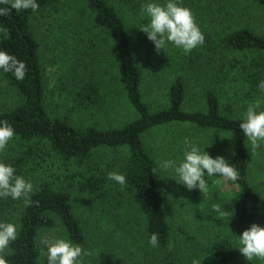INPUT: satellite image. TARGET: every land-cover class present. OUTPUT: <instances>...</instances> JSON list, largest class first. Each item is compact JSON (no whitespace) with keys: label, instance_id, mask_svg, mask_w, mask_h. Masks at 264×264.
<instances>
[{"label":"trees","instance_id":"trees-1","mask_svg":"<svg viewBox=\"0 0 264 264\" xmlns=\"http://www.w3.org/2000/svg\"><path fill=\"white\" fill-rule=\"evenodd\" d=\"M126 1L131 5L140 41L171 64L180 65L167 66L174 68L177 75L167 86L165 102L159 109L152 110L144 100L143 72L136 62L130 32L107 0H38L37 12L13 9L0 16V29H6L0 30V49L15 55L27 67L23 80L0 72L19 95L14 107L0 110V120L13 126V139L20 145L17 153L1 159L32 180L35 191L28 207L22 200H0V220L12 217L20 223L18 238L6 253L9 264H47V256L43 257L38 247V235L41 230L53 229L57 222L69 238L85 243L74 196L81 194L91 202L112 206L110 193L115 183L107 175L113 171L114 159L108 157L106 163H95L93 155L96 151L113 154L116 150L126 152L119 170L126 176V189L143 216L146 239L152 233L159 237L155 248L159 257L152 264H178L169 250L171 228L157 168L144 142L149 131L171 125L232 134V154L227 160L240 170V179L217 185L216 177H206L207 194L188 189L192 204L186 226L189 235L200 238L205 230L212 234L206 239L204 263L238 264L241 254L235 248L236 235L257 224L261 200L250 188L248 142L239 123L248 102L264 99V92L257 87L258 81L264 80V35L250 28L246 19L237 20L235 14H230L221 3L224 0H182L192 9L205 43L188 55L172 46L157 51L140 30L146 23L140 13L144 0ZM231 1L250 4L264 14V0ZM38 16L48 22L47 28L53 33L62 82L60 92L69 103L66 115L59 118L52 117L46 106L40 46L32 29V21ZM201 59L208 64H197ZM74 68L84 72L80 80ZM191 74L206 83L203 107L195 110L185 109V78ZM113 88L136 112L134 120L121 128L72 123L74 113L105 111ZM213 205H219L225 214L215 211ZM96 264L119 262L114 254L100 251Z\"/></svg>","mask_w":264,"mask_h":264},{"label":"rangeland","instance_id":"rangeland-1","mask_svg":"<svg viewBox=\"0 0 264 264\" xmlns=\"http://www.w3.org/2000/svg\"><path fill=\"white\" fill-rule=\"evenodd\" d=\"M107 1L122 16L130 32L131 46L136 56V62L143 72L141 90L144 100L152 110L159 109L165 102L164 94L167 92V86L177 75L176 72L174 73V68H168L167 66H177L178 64L174 62V64H171L160 52L149 50L140 41L134 29L136 20L132 17L131 5L126 0ZM221 3L230 14L236 15L237 20L246 19L250 28L258 34L264 35V14L259 9L244 2L224 0ZM46 23L48 22L38 16L32 21V29L40 46V61L46 89V106L52 117L59 118L66 115L69 103L64 100L63 93L60 92L62 82L59 66L56 65L55 61L53 33L50 34ZM192 56H195V53ZM197 64L206 66L208 63L206 59H201ZM77 69L74 68L73 70H76V77L80 80L84 72ZM185 80L187 82L185 109L195 110L203 107L202 96L206 83L204 84L201 78L199 79L192 74L189 78L186 77ZM109 94L108 106L105 111L74 113L71 116L72 123L75 125L99 124L102 128H121L136 118V112L124 96L118 94L115 88L110 89ZM18 100V93L8 85L0 74V110L14 107ZM212 133L211 131L197 130L187 125H171L149 131L144 136V142L156 168L159 160L170 157L175 158L181 154L185 137L194 139L202 145H207L205 150L213 157L219 155L227 160L232 154V136L223 138L230 135L219 133V136L218 134L212 135ZM18 150H20V145L12 139L3 152H0V159L8 155H14ZM247 150L250 188L261 200L257 211V224L264 226V147L252 154L250 145L247 143ZM125 155V150H116L113 154L112 152L96 151L93 155V161L95 163H106L108 157L113 158L115 162L113 171L120 172L119 164L124 160ZM157 174L159 176L160 193L171 228L169 250L177 257L178 264H193L194 261L197 264H205L206 239L208 237L212 238V234L205 230L204 233L206 234L200 236V238L194 237V239L189 235L186 226L191 217L192 204L188 189L174 179L164 177L168 173L160 174L157 170ZM110 194L112 206L115 209L109 204L91 202L90 198L81 194L74 196L76 215L85 232L83 246L90 253L85 257L84 264H96V257L100 251L114 254L119 264H152L156 262L159 253L148 244L144 234L143 216L134 205L129 191L115 184ZM8 220L15 221L12 217ZM222 234L224 235V232ZM63 235L66 234L58 222L53 229H44L39 232L38 247L43 257L47 256L44 241L46 239L51 240L53 236ZM240 254L238 264H251L242 253ZM253 264H264V261H253Z\"/></svg>","mask_w":264,"mask_h":264},{"label":"clouds","instance_id":"clouds-1","mask_svg":"<svg viewBox=\"0 0 264 264\" xmlns=\"http://www.w3.org/2000/svg\"><path fill=\"white\" fill-rule=\"evenodd\" d=\"M40 8L38 0H0V16L11 10L18 12L31 10L37 12ZM140 13L146 18V23L140 30L146 33L157 51L169 46L188 55L194 49L205 43V35L196 22L191 8L183 5L182 0H144ZM6 31V29H0ZM0 72L11 73L16 80H23L27 73L25 63L15 55L0 49ZM257 87L264 92V80L258 81ZM239 128L250 145V151L255 154L264 147V99H254L247 103L240 118ZM219 134L213 132L212 135ZM16 135L13 126L5 120H0V152L8 146ZM224 136L223 138H230ZM207 145L185 137L181 154L175 158L162 159L157 162V170L168 173L170 177L183 184L187 189H199L207 194L209 180L216 177L215 184L223 185L227 181L237 182L240 170L223 156L210 155L205 149ZM107 179L118 184L122 189L127 187L126 176L112 171ZM35 194L32 180L17 173L13 164L0 159V200L11 199L23 201L25 207L31 206L32 195ZM215 211L225 214L219 205H213ZM20 230L19 221L0 220V264H9L6 253L11 251L10 245L17 240ZM47 264H84L85 257L90 253L82 244L73 241L67 235L53 236L45 240ZM160 241L158 234L152 233L148 244L156 248ZM236 249L253 264V261H264V226L253 223L242 234L236 235ZM193 264H197L196 261Z\"/></svg>","mask_w":264,"mask_h":264}]
</instances>
